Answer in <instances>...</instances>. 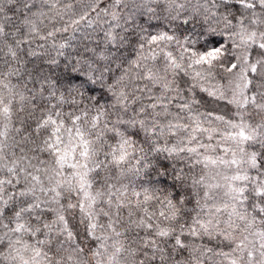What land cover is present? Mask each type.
<instances>
[{"label":"snow or ice","instance_id":"obj_1","mask_svg":"<svg viewBox=\"0 0 264 264\" xmlns=\"http://www.w3.org/2000/svg\"><path fill=\"white\" fill-rule=\"evenodd\" d=\"M0 264H264V0H0Z\"/></svg>","mask_w":264,"mask_h":264}]
</instances>
